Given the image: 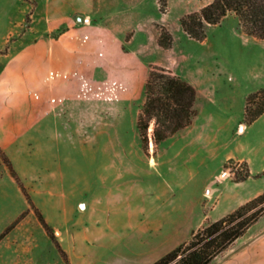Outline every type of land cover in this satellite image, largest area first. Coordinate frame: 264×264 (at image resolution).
<instances>
[{
	"label": "crops",
	"instance_id": "crops-1",
	"mask_svg": "<svg viewBox=\"0 0 264 264\" xmlns=\"http://www.w3.org/2000/svg\"><path fill=\"white\" fill-rule=\"evenodd\" d=\"M32 1L33 13L43 18L42 32L20 49L17 59L24 65L19 74L20 96L34 95V104L20 109H0V146L25 180L24 170L31 167L35 170L34 186L26 185L34 192L33 202L53 227L70 264H150L172 249V238H182L181 225L189 217L188 181L199 164L203 165L207 153L221 144L217 140L218 129L234 126L235 135L218 161L217 172L204 181L197 192V202L202 198L209 201V218L221 217L264 190V112L249 124L243 119L247 94L264 86V80L255 77L238 88L212 87L204 91L195 81L181 75L197 89L196 113L191 123L162 140L155 153L150 134V154L144 155L155 177L151 185L141 186L139 180L136 184L132 182L126 195H122V187L112 189L110 184L118 182L125 174L139 175L134 166L124 167L126 157L139 155L142 150L139 131L136 125L138 139L130 141L129 146L122 119L130 100L133 98L137 103L140 87L137 91H128L123 78L112 84L107 68L99 72L89 52L94 42L101 39L90 34L97 29L87 11L92 0ZM210 1L194 0L185 11L197 10ZM226 19L233 21L231 34L244 45L264 42L245 34L233 12H228L219 23L207 25L206 31L212 26H221ZM105 26L109 28L108 24ZM53 31L57 34L53 35ZM180 34L190 38L183 29ZM172 35V46L160 47L168 53L175 49L176 38ZM119 37L131 42L133 32L126 28ZM160 65L169 67L167 63ZM146 66L143 86L148 73ZM139 109L136 105L133 112L136 122ZM149 127L151 133L152 122ZM30 141L35 144L34 165L27 158L29 147L23 146ZM76 145H81L84 159L90 165L85 173L97 177L101 191L96 193L90 189L83 198L76 200L74 197L72 203H68L75 188L66 189L57 183L64 171L47 169L41 163L55 160L59 155L70 158V150ZM229 159L246 161L250 175L244 180L233 181L223 170ZM93 161L95 168L91 167ZM50 177L52 183L48 182ZM43 194L48 200H54L51 204L59 209L61 222L69 208L89 211L95 229L85 228L76 233L65 228L64 233L72 236V241L65 243L60 230L64 221L57 222L47 212L40 200ZM221 201L227 203V208L213 214ZM97 205L101 209L99 214L95 210ZM29 211L31 209L27 213ZM193 214L196 222L190 232L205 218L202 211ZM73 254L82 262L76 263ZM1 256L2 264H18L10 254ZM211 264H264V212L227 249L215 256Z\"/></svg>",
	"mask_w": 264,
	"mask_h": 264
},
{
	"label": "rangeland",
	"instance_id": "rangeland-1",
	"mask_svg": "<svg viewBox=\"0 0 264 264\" xmlns=\"http://www.w3.org/2000/svg\"><path fill=\"white\" fill-rule=\"evenodd\" d=\"M190 3H194V0H171L167 13H162L159 10L157 0H92V3L87 7V11L97 26V29L91 31L90 34L101 38L94 42L89 50L100 68L99 72L101 68H107L110 72L109 81L112 84L123 78L128 91H137L140 87L137 103L133 98L130 100L129 108L122 119L123 131L129 142L138 139L135 134L136 116L133 112L136 105L141 106L144 98L143 80L146 64L148 72L150 64L167 63L169 65L167 68L176 74L189 77L204 91L212 87L238 88L255 77L264 80V42L244 45L242 41L231 34L233 24L231 19H226L221 26L210 27L206 38L202 41L180 34L182 28L179 18L190 7ZM33 12L34 1L32 0H0V109H10L11 107L20 109L21 106L34 104V95L20 96L19 74L24 65L17 59L20 49L25 44L34 41L42 32L43 18ZM157 23L166 25L175 35L173 53H168L157 45ZM106 24L109 28L105 26ZM126 28L133 32V39L128 43L124 37H119ZM52 34L56 35L57 31H53ZM217 131L220 132L217 140L221 144L207 153L203 165L199 164L197 172L188 181L189 217L181 225L180 237L182 238H172L173 247L189 238L190 229L195 226L196 222L194 212L202 211L205 214L204 221L199 226L205 224L206 217L209 218L211 213L209 201L202 198L197 202V192L204 181L212 178L217 172L218 161L228 150L231 137L235 135V127H226ZM150 134L149 131V136ZM128 145L130 146L131 142ZM23 146L29 147V157L27 158L34 165V142L30 141L28 145ZM81 148V145H76L75 149H71L70 158L59 155L55 157V160L41 163L44 167L47 166V169L64 171V175L57 183L62 184L66 189L72 186L75 188L68 203H72L74 197L76 200L83 198L84 193L90 189L96 193L101 191L97 177L85 173V169L90 168V165L86 163ZM141 149L143 151L141 150L139 155H130L124 160V167L134 166L139 170V175L125 174L118 182L110 184L114 190L122 187L124 190L122 195H126V189L132 182L136 184L139 180V185L148 186L155 180L151 166L144 155H148V153L142 148V143ZM5 154L13 165L9 155L6 152ZM94 162L91 166L93 168L96 167ZM226 163L227 167L226 169L223 167V170L232 178L241 161L229 159ZM5 166L0 157V233L11 224L13 226L0 238V264H2L1 255L3 253L10 254L12 260H17L18 264H66L53 241L37 220L34 210L30 206L27 208L24 196ZM13 167L33 200L32 193L34 192L26 184L31 183L34 186L35 170L32 167L25 169V180L14 165ZM48 182H53L51 177ZM116 199L118 200V197ZM40 200L44 202L47 212L53 219L61 222L58 215L59 209L52 207L51 204L54 200H48L46 194H43ZM226 206L227 203L221 201L213 214L222 213L227 208ZM30 209L31 211L27 213V210ZM95 210L99 214L100 205H97ZM95 210L93 211L95 212ZM24 211L26 213L20 216ZM89 216H91L89 211L69 208L63 220L64 224L60 228L64 234L65 243L68 244L72 241V236H68L66 231L64 233L65 228L70 229V232L76 231V233L82 232L85 228L95 229L96 225L90 222ZM72 257L76 263L82 262L77 254H73ZM211 263L212 261L209 264Z\"/></svg>",
	"mask_w": 264,
	"mask_h": 264
},
{
	"label": "trees",
	"instance_id": "trees-1",
	"mask_svg": "<svg viewBox=\"0 0 264 264\" xmlns=\"http://www.w3.org/2000/svg\"><path fill=\"white\" fill-rule=\"evenodd\" d=\"M168 0H157L161 12L167 11ZM233 12L241 30L259 39H264V0H211L197 10L184 13L179 22L184 32L192 39L202 41L207 36V25L217 24L228 13ZM157 45L169 48L173 35L166 25L157 23ZM145 98L137 114V127L142 148L148 154L149 126L152 122L151 136L153 153L165 138L189 125L196 113V87L169 68L150 64L145 82ZM264 112V87L251 91L245 99L244 122L249 124ZM0 157L11 176L34 210L37 220L53 241L66 264H70L66 252L61 247L53 227L46 221L36 207L25 185L14 169L10 159L0 148ZM227 163H224L226 169ZM250 175L246 161H241L234 171L233 181H241ZM264 212V190L228 211L221 217L211 220L206 217L205 224L191 231L188 239L161 255L150 264H209L215 256L229 245ZM24 211L20 216H23ZM13 226L6 227L0 238Z\"/></svg>",
	"mask_w": 264,
	"mask_h": 264
},
{
	"label": "bare ground",
	"instance_id": "bare-ground-1",
	"mask_svg": "<svg viewBox=\"0 0 264 264\" xmlns=\"http://www.w3.org/2000/svg\"><path fill=\"white\" fill-rule=\"evenodd\" d=\"M149 129H150V127H149Z\"/></svg>",
	"mask_w": 264,
	"mask_h": 264
}]
</instances>
